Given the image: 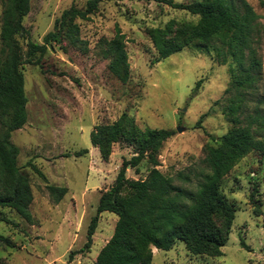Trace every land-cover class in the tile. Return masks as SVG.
Here are the masks:
<instances>
[{
    "label": "rangeland",
    "instance_id": "rangeland-1",
    "mask_svg": "<svg viewBox=\"0 0 264 264\" xmlns=\"http://www.w3.org/2000/svg\"><path fill=\"white\" fill-rule=\"evenodd\" d=\"M165 1L103 0L86 18L73 19V39L65 37L49 45L44 55L36 54L39 64L22 65L27 121L12 132L11 140L19 149L18 165L30 179V211L35 223L29 224L9 208H0V217L10 220H0V234L12 243L0 241V264H93L113 234L117 215L101 212L90 249L79 251L87 239V227L122 159L134 154L131 144L119 141L103 160L90 140L97 124H110L126 112L141 129L173 130L158 151V168L175 185L190 191L209 172L207 149L218 144L210 135L247 126L264 141V0H245L258 16L251 47L259 66L251 70L255 81L248 87L237 84L250 63L248 48L242 68L219 39L191 44L158 59L149 35L152 29L199 19ZM86 2L30 0L23 19L30 40L42 43L63 10L84 9ZM1 10L0 3V25ZM117 27L125 36L129 66L125 83L109 72L105 55ZM26 41L20 38L23 49ZM201 116L200 127H195ZM178 126L184 129L178 132ZM83 149L87 152L76 155ZM150 169L142 160L137 169L128 167L126 176L145 179ZM179 173L189 180L178 177ZM47 183L67 188L59 202L49 194ZM220 189L236 208L222 254L195 255L177 239L169 250L153 247L151 264H264V156L258 151L247 153L222 178ZM72 250L75 254L69 258Z\"/></svg>",
    "mask_w": 264,
    "mask_h": 264
},
{
    "label": "trees",
    "instance_id": "trees-1",
    "mask_svg": "<svg viewBox=\"0 0 264 264\" xmlns=\"http://www.w3.org/2000/svg\"><path fill=\"white\" fill-rule=\"evenodd\" d=\"M101 1L87 0L84 9L63 10L55 19L53 30L44 35L42 43H37L30 40L29 30L23 23L30 10V0H0V208L15 211L29 224L35 223L30 211L33 201L30 179L18 165L19 149L11 140L12 132L22 128L27 121V97L21 67L26 63L39 64V58L34 59V56L44 55L49 45L65 37L73 39L76 29L73 19L86 18ZM165 3L198 15L199 19L196 23L175 27L174 22H169L164 28L152 29L149 35L158 59L191 44L219 39L228 46L241 68L244 50L248 48L250 63L237 84L240 87L252 85L255 77L251 70L259 66L251 47L254 21L258 16L245 0H204L189 4L166 0ZM124 37L117 27L105 55L109 58V72L125 83L129 78V66ZM20 38L27 39L26 49L20 44ZM201 81H197L194 90ZM202 118L195 127H200ZM173 134L170 129H141L126 112L110 124L93 127L90 140L103 160L108 159L116 142L126 141L134 149L129 159H122L113 184L100 194L97 213L87 227V239L79 251L90 249L101 212L117 215L113 234L99 250L93 264H151L153 247L169 250L177 239L182 240L192 254L212 257L222 254L221 248L228 239L236 211L220 189L222 178L250 151H258L264 156V141L257 139L247 126H234L220 136L210 135L218 144L207 149L209 172L202 176L196 190L190 191L175 185L172 178L158 168L160 146ZM86 152L87 149H83L76 155ZM142 160L151 165L146 178H128L127 168L137 169ZM29 165L46 180L35 165ZM178 177L189 180L183 173ZM46 188L56 202L67 192L66 187L48 183ZM0 220L10 222L8 218L0 217ZM0 241L12 244L1 234ZM74 254L75 251H70L69 258Z\"/></svg>",
    "mask_w": 264,
    "mask_h": 264
},
{
    "label": "water",
    "instance_id": "water-1",
    "mask_svg": "<svg viewBox=\"0 0 264 264\" xmlns=\"http://www.w3.org/2000/svg\"><path fill=\"white\" fill-rule=\"evenodd\" d=\"M183 129H184V128H183L182 126H178L176 130H177L178 132H181Z\"/></svg>",
    "mask_w": 264,
    "mask_h": 264
}]
</instances>
